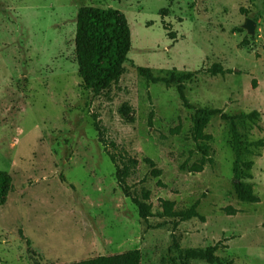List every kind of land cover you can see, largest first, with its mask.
I'll return each mask as SVG.
<instances>
[{
	"label": "rangeland",
	"instance_id": "374dc122",
	"mask_svg": "<svg viewBox=\"0 0 264 264\" xmlns=\"http://www.w3.org/2000/svg\"><path fill=\"white\" fill-rule=\"evenodd\" d=\"M85 6L117 10L131 32L124 72L100 94L77 71L76 15ZM214 64L230 72L212 76ZM138 67L155 77L195 72L184 84L187 103L226 115L257 111L259 121L239 131L264 141V0H0V171L12 179L0 207V264H69L133 250L140 264H181V253L215 245L224 263L264 264V148L243 159L253 162L245 183L257 203L233 192L234 155L219 115L204 131L212 164L182 170L200 158L195 111L176 87L147 81ZM107 152L138 161L127 184L140 200L150 193L147 222L118 188ZM161 201L175 212L196 206L203 221L165 217Z\"/></svg>",
	"mask_w": 264,
	"mask_h": 264
},
{
	"label": "trees",
	"instance_id": "16d2710c",
	"mask_svg": "<svg viewBox=\"0 0 264 264\" xmlns=\"http://www.w3.org/2000/svg\"><path fill=\"white\" fill-rule=\"evenodd\" d=\"M168 37L175 40L174 33L168 34ZM74 44L78 76L82 80L83 86L93 94H100L116 84L123 74L124 65L128 61V54L131 49V32L117 10L85 6L77 11ZM137 72L149 82L162 83L168 88L176 87L184 107L195 111L191 119V135L200 158L190 166L183 165L182 170L200 173L206 165L212 164L210 146L212 137L204 131L210 120L219 115L222 120L228 123L230 144L234 155L233 192L240 202L257 203L258 199L253 193L252 185L245 183V181L252 179L248 172L251 171L253 162H246L243 159L246 156L260 157L259 150L264 148V141L260 139L248 142L240 134L239 128L247 123H257L260 114L257 111H251L250 113L226 115L218 109H194L187 103L184 84L196 76L195 72H178L173 69L163 72L161 77H155L148 68L138 67ZM228 72L230 71L222 69L219 64H214L209 69V74L212 76L224 75ZM175 132H178V129ZM111 146L114 147L113 144ZM107 155L110 162L115 166V179L118 188L124 197L129 199L137 208L139 218L147 222L151 212V205L147 203L150 193L144 192L142 200H140L137 195L130 193V186L127 184V179L135 172L138 161L124 152L117 154L107 152ZM146 162L154 168L153 162ZM154 173L156 176L161 174L158 170H155ZM11 187L10 175L0 171V207L5 205ZM160 204L162 214L165 217L175 218L178 222H185L192 218L203 221V218L196 211V206L186 211L175 212L173 202L161 201ZM216 251L217 246L215 245L204 250L181 253V264H188V260L198 258H202L207 264H232L221 261L215 255ZM69 264H140V253L133 250Z\"/></svg>",
	"mask_w": 264,
	"mask_h": 264
},
{
	"label": "water",
	"instance_id": "95a60500",
	"mask_svg": "<svg viewBox=\"0 0 264 264\" xmlns=\"http://www.w3.org/2000/svg\"><path fill=\"white\" fill-rule=\"evenodd\" d=\"M244 28L248 31V33L252 34L254 31V24L251 21H246Z\"/></svg>",
	"mask_w": 264,
	"mask_h": 264
}]
</instances>
